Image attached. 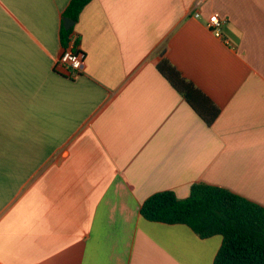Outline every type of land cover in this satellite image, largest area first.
Wrapping results in <instances>:
<instances>
[{
	"label": "crops",
	"instance_id": "crops-1",
	"mask_svg": "<svg viewBox=\"0 0 264 264\" xmlns=\"http://www.w3.org/2000/svg\"><path fill=\"white\" fill-rule=\"evenodd\" d=\"M70 2L0 0V264H214L221 235L141 208L199 183L264 207V0H93L77 79L55 68ZM163 60L219 108L212 125Z\"/></svg>",
	"mask_w": 264,
	"mask_h": 264
},
{
	"label": "trees",
	"instance_id": "trees-1",
	"mask_svg": "<svg viewBox=\"0 0 264 264\" xmlns=\"http://www.w3.org/2000/svg\"><path fill=\"white\" fill-rule=\"evenodd\" d=\"M92 1L71 0L60 32L63 48L68 47L76 23ZM64 18L74 20L75 25L67 30ZM158 69L195 112L212 125L220 114L212 100L168 60L160 62ZM141 214L152 222L187 225L203 239L221 235L223 243L214 264H264V207L230 190L199 183L192 186L190 196L184 199L172 191L160 192L143 203Z\"/></svg>",
	"mask_w": 264,
	"mask_h": 264
},
{
	"label": "built area",
	"instance_id": "built-area-1",
	"mask_svg": "<svg viewBox=\"0 0 264 264\" xmlns=\"http://www.w3.org/2000/svg\"><path fill=\"white\" fill-rule=\"evenodd\" d=\"M207 0H196L195 7L200 8ZM196 18L201 16L200 12L194 14ZM224 21L220 15L215 13L208 19L207 27L217 37H222V26ZM78 37L76 34L73 35L67 48H63L62 53L57 58L55 68L63 75L70 79H77L81 76L85 69V54L81 50L80 46L77 45Z\"/></svg>",
	"mask_w": 264,
	"mask_h": 264
},
{
	"label": "water",
	"instance_id": "water-1",
	"mask_svg": "<svg viewBox=\"0 0 264 264\" xmlns=\"http://www.w3.org/2000/svg\"><path fill=\"white\" fill-rule=\"evenodd\" d=\"M75 25V21L70 18H64V27L69 30Z\"/></svg>",
	"mask_w": 264,
	"mask_h": 264
}]
</instances>
